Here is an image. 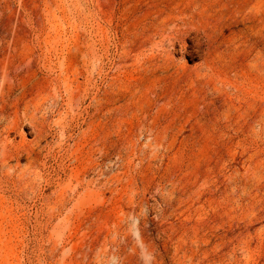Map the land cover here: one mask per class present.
<instances>
[{"label":"rangeland","instance_id":"1","mask_svg":"<svg viewBox=\"0 0 264 264\" xmlns=\"http://www.w3.org/2000/svg\"><path fill=\"white\" fill-rule=\"evenodd\" d=\"M0 264H264V0H0Z\"/></svg>","mask_w":264,"mask_h":264},{"label":"bare ground","instance_id":"2","mask_svg":"<svg viewBox=\"0 0 264 264\" xmlns=\"http://www.w3.org/2000/svg\"><path fill=\"white\" fill-rule=\"evenodd\" d=\"M3 96H5L4 94H3ZM4 100H5V98H4ZM6 104V103H5ZM11 106V105H10ZM17 107V106H16ZM12 108H13V106H12ZM11 114H12V112H11ZM13 115H14V113H13ZM2 118H3V116H2Z\"/></svg>","mask_w":264,"mask_h":264}]
</instances>
